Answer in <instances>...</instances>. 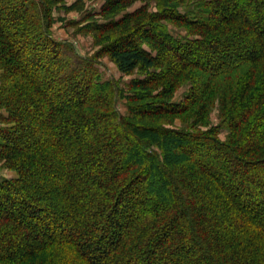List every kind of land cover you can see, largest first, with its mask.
<instances>
[{
    "label": "trees",
    "instance_id": "16d2710c",
    "mask_svg": "<svg viewBox=\"0 0 264 264\" xmlns=\"http://www.w3.org/2000/svg\"><path fill=\"white\" fill-rule=\"evenodd\" d=\"M58 1L0 0V264H264V0H106L92 58Z\"/></svg>",
    "mask_w": 264,
    "mask_h": 264
},
{
    "label": "rangeland",
    "instance_id": "374dc122",
    "mask_svg": "<svg viewBox=\"0 0 264 264\" xmlns=\"http://www.w3.org/2000/svg\"><path fill=\"white\" fill-rule=\"evenodd\" d=\"M106 0H59L53 11L54 24L52 27V34L55 40L61 43H68L74 48L75 54L83 58H92L100 50L99 46L94 45L92 35L87 32L86 27L90 26L93 22H101L102 18L97 16L101 6ZM147 0H139L131 5L126 12H132L141 7ZM153 8L154 3H150ZM155 6V4H154ZM190 14L197 13V9H193L189 6ZM181 12H184L183 8H180ZM185 13V12H184ZM168 30L178 39L190 38L186 33L187 30L173 27L168 25ZM98 63L95 65L101 81L115 80L119 82L121 89L125 92L127 85L135 79L143 78L140 72H134L130 75L121 74L116 66L109 60L107 56H102L98 59ZM1 74V71H0ZM190 85H185L174 95L172 102L179 103L188 93ZM126 94V93H125ZM126 100L120 99L118 101V110L121 114L126 113ZM6 112L0 109V129L5 128L6 124L3 118L6 117ZM182 118H184L182 120ZM195 118L185 116H176L174 118V127L183 128L184 126L192 129V131H206L210 128H216L219 126V108L218 103H215L214 108L209 114V125L194 124ZM206 121V120H205ZM204 121V122H205ZM187 122V123H183ZM218 138L221 141L226 140L228 131L225 128L217 130ZM0 162V181L10 180L16 178L15 173L2 167Z\"/></svg>",
    "mask_w": 264,
    "mask_h": 264
}]
</instances>
